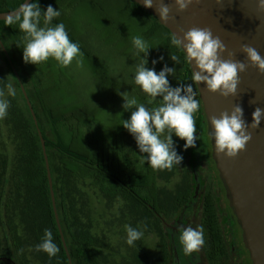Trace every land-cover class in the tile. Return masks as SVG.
Here are the masks:
<instances>
[{"label":"trees","instance_id":"16d2710c","mask_svg":"<svg viewBox=\"0 0 264 264\" xmlns=\"http://www.w3.org/2000/svg\"><path fill=\"white\" fill-rule=\"evenodd\" d=\"M25 1L0 0V12L15 10ZM60 1L34 0L33 2H38L42 10L46 11L49 5L57 9ZM127 1L153 19L143 7L136 5L131 0ZM153 21L161 26L154 19ZM0 36L13 56L17 69L24 80L47 140L59 211L74 263L100 264L101 248L95 244V237L91 235V222L84 223L82 217H77L75 210V198H79L87 190L86 177L90 173L91 167L95 166V175L102 190L110 188L114 190V193H117L116 195H123L126 198L133 210V216L136 218L134 226L138 227L142 223H146L148 230L156 232L162 244L163 257L165 258L163 264H172L169 230L165 221L175 222L181 209L190 200L193 190L192 168L185 172L183 181L178 185L179 188L177 187L176 191H170L161 186L154 189L148 188L154 184L155 180H165L166 177L176 173L177 168L188 164L192 148L185 149V142L181 143L179 139L175 142V147L178 154L183 157L180 166L174 167L171 171H160L154 170L148 164V167L143 170L146 171L145 173L134 176L129 174L135 194L123 186H114L113 184L109 186L106 176L114 172L108 168L106 160H89L78 153L86 151L88 148L84 135H79L74 141L78 152L70 151L67 148L71 145L70 135L67 132V120L75 109H63L65 107L63 100L59 99L56 92L45 90L44 86L38 91L32 89L29 77L26 75L31 74L32 76V73L29 72L27 65L17 57L20 48L26 42L25 34L20 31L18 24L7 26L5 21H0ZM151 48L153 49L152 45ZM177 51L182 52L180 48H177L173 55L178 56ZM159 52L162 54L164 51ZM182 57L184 64L188 67L189 78L187 82L184 79L177 80L175 78L174 85L179 87L181 84H191L198 97L197 86L191 81L192 70L185 60L183 52ZM83 58L88 61L84 54ZM36 67L37 65L30 64L31 69H36ZM8 83L13 84L16 90L15 97L7 94L6 85ZM0 89L5 91V98L10 102L7 117L0 120V257L12 258L19 264H69L54 214L41 140L23 91L1 47ZM70 118L72 119V117ZM127 170L129 171V168ZM211 171L214 172V169L212 168ZM201 174H203V170ZM207 181L210 183L211 194L208 197L207 209L204 210V214L208 217H200L196 225H202L208 229L211 226H217L219 230V217H212L217 214L216 200L212 193L214 185H216L215 189L220 190L221 188L218 186V179L215 176L208 178ZM138 192L144 195V200L139 197ZM159 215L163 217H158ZM45 229L52 231L54 242L60 248V252L52 258H49L48 254L43 251L35 250L36 245L41 243L44 237ZM216 238L217 236H211L209 239V236L206 235L207 242L208 240L209 242L214 241ZM138 244L137 242L135 264H149L144 250L138 247ZM29 251L33 252L32 256ZM214 255L215 253L211 254V261ZM0 264L11 263L3 260L0 261Z\"/></svg>","mask_w":264,"mask_h":264},{"label":"clouds","instance_id":"9594fccd","mask_svg":"<svg viewBox=\"0 0 264 264\" xmlns=\"http://www.w3.org/2000/svg\"><path fill=\"white\" fill-rule=\"evenodd\" d=\"M193 3V0H175L178 11L183 12ZM144 6L153 7V0H144ZM258 8L264 11V0H259ZM160 20L169 21L171 8L164 3L157 7ZM61 15L51 5L44 11L38 2L23 3L18 9L11 12L4 19L7 26L18 24L20 31L25 34L23 49L24 62L40 65L50 58L59 63L61 67H69L75 60L78 66H83V53L78 43L71 41L66 26L63 23L53 25V20ZM172 45L181 48L185 53V60L195 68L192 78L196 85L205 83L211 92H219L224 97L235 96L240 83L239 73L247 71L248 64L234 59L235 53L229 52L228 59L222 54L227 51L225 44L217 36L214 37L210 28L192 27L184 33L183 38L173 34ZM132 44L136 49L137 62L135 64L134 81L142 91L153 100L162 97L161 103L156 107H147L130 97L128 92L119 93L125 101L122 105L125 111H131L130 119L123 120L122 126L135 138L139 150L145 155V161L154 170H169L180 166L183 157L178 154L173 135L185 141L184 148H194L198 137L194 114L200 109V101L196 98L197 92L191 84H181L172 87L168 80L169 75L175 76L176 68L166 64L159 73L154 68L147 67L148 54L151 46L140 36L132 37ZM19 46V45H18ZM20 47V46H19ZM242 52L253 67L264 73V57L259 51L247 44L242 45ZM143 54V56L141 55ZM163 57H161V60ZM176 64L180 58L170 55ZM153 64L157 61H152ZM7 94L15 97L16 90L12 83L6 85ZM151 103V101H149ZM10 102L5 98V91L0 89V120L8 115ZM253 123L249 126L243 119V108L236 104L231 113L223 111L219 117L212 116L210 123L214 128L212 135L215 139V148L218 154L228 158H235L246 149L251 141L252 134L248 128H258L264 119V109L257 107L253 112ZM147 224L132 227L126 224V243L134 246L135 242L144 236ZM179 243L184 255L191 256L199 252L205 245L204 228L198 225L180 226L178 229ZM36 251H43L49 258L55 257L60 248L54 242L53 233L45 229L41 243L36 245Z\"/></svg>","mask_w":264,"mask_h":264},{"label":"water","instance_id":"95a60500","mask_svg":"<svg viewBox=\"0 0 264 264\" xmlns=\"http://www.w3.org/2000/svg\"><path fill=\"white\" fill-rule=\"evenodd\" d=\"M131 1L143 7L158 23L168 28L171 35L183 38L184 33L192 27L210 28L213 36H218L227 48L222 54L224 59H228V53L232 52L235 53L234 59L248 64L247 71L239 73L240 83L235 96L224 97L219 92H211L205 83L196 85L200 109L194 114L197 126L195 135L198 139L189 160L193 171L192 195L175 222L165 221L169 230L172 264H204L200 251L191 256L184 255L179 243L178 229L180 226H190L189 222L194 218L202 193L201 171L209 165L213 166L219 175L224 187L225 201L233 216L235 210L237 217H232V223L238 233L240 255L245 256L242 264H264V119L258 128H248L252 139L246 145V149L235 158H228L216 152L215 139L212 135L215 130L210 123L212 116L219 117L223 111L231 113L233 107L238 104L243 108V119L250 126L253 123L252 114L255 109L257 107L264 109V73L253 67L241 50L242 45L247 44L256 48L264 57V11L258 8L259 0H193L183 12L178 11L175 0H153L151 8L144 6V0ZM160 3L171 8V18L167 22L161 21L157 12ZM13 11L0 12V21H4ZM0 47L16 75L40 137L57 226L68 262L75 264L59 211L45 134L24 80L1 36ZM183 53L186 56L184 51ZM189 66L192 71H198L195 68V61L192 65L189 63ZM3 260L19 264L9 257H0V261Z\"/></svg>","mask_w":264,"mask_h":264},{"label":"rangeland","instance_id":"374dc122","mask_svg":"<svg viewBox=\"0 0 264 264\" xmlns=\"http://www.w3.org/2000/svg\"><path fill=\"white\" fill-rule=\"evenodd\" d=\"M59 4H61L60 7L65 11L66 17L61 13L58 18H55L56 20H53V25L59 24V21L65 19L64 25L66 26V31L72 42L82 45H80L81 52L84 53L85 51L87 54H94V56L99 55L94 62L98 68L104 60H114L113 70L110 72L115 76H122L123 70L119 60L123 61L127 59V55H131L128 53L130 45L132 50L136 52L132 44V37L140 36L143 38L147 36L143 26L144 23L133 19V13L130 15V18L128 17L127 0H77L73 2L71 0H61ZM63 4H66V6H68L67 4L71 5L69 8H64L62 7ZM66 18L70 23H66ZM111 20L114 23L107 27V23ZM149 40H152V38ZM22 48H20L17 57L23 64L27 65L29 72L32 73V76L31 74L26 75L29 77V83L34 91H38L41 87L50 83L48 78H58V82H60L71 76L80 82L81 90L83 91L79 92L80 98L78 97L76 100L69 99L68 97L63 98L62 100L65 105L63 109L70 108L76 111L70 113L69 116L72 119L66 116L69 117L67 120V132L72 131L68 133L70 140L73 141L75 139L76 135L79 134L78 131H83L87 137V127L85 126L88 122V119H86L87 109L85 107L86 100L88 99L87 92L94 85L93 82L90 84L91 77L97 78L99 76L94 63L88 62L83 58V66L81 67L74 60L71 66L65 67L67 68V73L64 76L61 75V80L58 75L61 74L59 70L62 67L57 61L50 58L47 62L38 65L36 69H31V63L26 64L23 60ZM150 53L151 51H149ZM123 64H125V61ZM55 79L52 80V83H54L52 85H56ZM40 94L43 97L42 92ZM117 100L119 103L123 101L122 98ZM76 103L84 106V109H77ZM77 116H81L82 118L77 119ZM173 139L177 142L179 137H173ZM98 141L108 142L101 135L93 137L91 140V153L93 156L100 154L98 150L110 149L107 143L102 144ZM183 142L184 140H181V143ZM126 146H128L130 151L128 153H132L131 157L134 159L133 142L127 141ZM75 147L76 145L72 143L67 148L70 151L78 152ZM86 151H79L78 153L81 156L89 157L91 154ZM110 159L114 160V154H111ZM133 164L137 165L136 159L133 160ZM144 164L145 159H143ZM190 169L191 164L189 162L180 166L177 168L176 173L166 177L165 180L159 179V186L166 187L170 191H176L178 185L183 181L185 172ZM94 173L95 171L93 170L86 177L87 190H85L84 194L80 195L79 198H75V210L77 217H82L84 223L91 222V235L95 237V244L101 248L99 256L100 264H135L137 242L139 243L138 247L144 250L149 264H163L165 258L163 257L162 244L156 232L150 231L147 228L142 229L144 230V236L141 240L136 241L134 246H129L126 243L127 233L125 225L128 224L135 228L134 222L136 218L133 216V210L123 195H116L117 193H114V190L110 188L102 190L96 175L94 178H91V174ZM140 173L145 172L141 170ZM29 252L30 256H32L33 252Z\"/></svg>","mask_w":264,"mask_h":264},{"label":"flooded vegetation","instance_id":"af4514ba","mask_svg":"<svg viewBox=\"0 0 264 264\" xmlns=\"http://www.w3.org/2000/svg\"><path fill=\"white\" fill-rule=\"evenodd\" d=\"M67 5L68 6L63 4L62 7L69 8L70 4ZM60 6L61 4H59L57 10H60V12L66 17L65 11ZM127 6L129 13L128 17L130 18V15L133 13V19H135L137 22L141 21L146 25L145 26L143 24L145 34L147 36H144L143 39L147 41L150 46H153V49H150L151 53L148 54L149 62L147 67L154 68L157 73L163 70L165 64L170 68L175 67V76H168V80L172 87H175V78L177 80L181 78L182 80L184 79L187 82L189 78V70L186 64H184V59L182 57L183 51H177L178 57L180 58L179 63L176 64L170 59V55H173L174 52L177 50V47L172 45L171 43V32L165 26L161 24V26H159L156 22L153 21L154 18L152 19L149 15L144 14L139 8H137L133 4H130L128 1ZM59 22L64 24L65 19ZM67 22L70 23L66 18V23ZM113 23L114 21L111 20L107 23V27L111 26ZM151 38L152 40H149ZM159 51L164 52L161 54ZM128 53H130L131 55H127V59L123 61L119 60L123 70L122 76H115L110 72L113 70L114 60H104L102 65L98 68L94 62L97 60L99 55L94 56V54H87L84 51L83 54L87 57L88 62L94 63V66L96 68V71L99 73V76L97 78L91 77L90 84H92L93 82L94 85L91 87L92 89L88 90L87 92L88 99L85 103V107L87 109L86 119H88V122L85 125L87 127V137L85 136V133L83 131H78L79 134L76 135L75 139L78 138L79 135L85 136L86 141L88 143L87 150L91 154L89 157H87V159H97L102 161L105 158L107 160L106 163L108 168H110L114 172L113 174H108V176H106L109 186H111L112 184L114 186H123L127 188L130 192L134 193L135 189L131 186L129 174H131L132 176L140 175L141 170H144L148 167L147 161H145V164L143 165V159H145V155L147 154L140 152L138 145H135V143L137 142L133 135L122 126L123 120L130 119L131 111H133L134 109L125 111L122 107L125 101L123 100L124 102L122 101L119 103L117 99L122 98L119 93L128 92V95L130 97H135L138 102L144 103L147 107L151 108L159 106L162 97H158L153 100L151 97L147 96L142 91L139 85L135 84L134 75L137 57L136 52L132 50L131 45L129 46ZM141 55L143 56V54ZM161 57H163L162 60ZM154 60L157 61V63L153 64L152 61ZM124 61L125 64H123ZM59 71H61V74L58 76L62 80L61 75L64 76L67 73V68L62 67V69ZM54 79L55 78H48V81L50 83L44 86L45 90L56 92L60 100L67 97L73 100L78 99V97L80 98L79 92L83 91L81 90V84L77 79L69 76L65 80L58 82V78H56V85H52L54 84L52 83V80ZM96 89L99 91H97ZM197 99L200 101L199 96L197 97ZM149 101H151V103H149ZM76 108L83 110L84 106H80L78 105V103H76ZM79 118L82 117L77 116V119ZM96 135H101L103 136V138L107 139L108 142H98L102 144L107 143L110 149L98 150L100 151V154L98 156H93L91 153V140ZM174 136L175 135H173V137ZM75 139L71 141L69 138L70 144H74ZM127 141L133 142V154L134 159L137 160V165L133 164L134 159L133 157H131L132 153H128L130 151L128 149V146H126ZM111 154H114V160L110 159ZM127 164L128 166H126ZM127 168H129V171L127 170ZM212 168L214 169V172L211 171ZM94 169L95 166H92L90 172H92ZM119 174H121V177H119ZM94 176L95 173L91 174V178H94ZM202 176V193L199 198V203L197 204V209L195 210L194 218L191 219L189 222V225L193 228L197 226L196 223L199 221L200 217H208L204 214V210L207 209L208 197L211 194L210 183L207 181V179L215 176L218 179V186L221 188L220 190L215 189L216 185H214V191L212 193V196H215L217 213L212 217H219L220 229L218 230L217 226H211L210 229L203 226L206 242L200 252L202 253L204 264H242L245 259V256L240 255L238 233L234 224L232 223V217H237L235 214V210H233V216L225 201L223 193L224 187L219 179V175L215 168L209 165L206 169L203 170ZM158 186V180H155L154 184L147 188L154 189ZM138 194L140 195L138 196L144 200V195L140 192H138ZM158 217L163 216L159 215ZM206 235L209 236V239H211V236H217V238L214 241L209 242L208 240L207 242ZM213 253H215V255L213 256V260L211 261V254Z\"/></svg>","mask_w":264,"mask_h":264}]
</instances>
